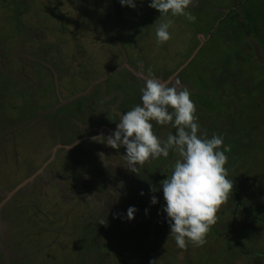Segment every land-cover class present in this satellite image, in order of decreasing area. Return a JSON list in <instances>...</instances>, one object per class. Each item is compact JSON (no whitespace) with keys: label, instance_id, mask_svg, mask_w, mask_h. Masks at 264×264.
I'll return each mask as SVG.
<instances>
[{"label":"rangeland","instance_id":"rangeland-1","mask_svg":"<svg viewBox=\"0 0 264 264\" xmlns=\"http://www.w3.org/2000/svg\"><path fill=\"white\" fill-rule=\"evenodd\" d=\"M135 3L0 0V264H264V0H192L195 19L170 17L159 44L161 14ZM149 70L187 88L200 131L231 149L233 189L202 246H176L162 190L106 192L99 206L69 187L104 186L112 168L91 138L141 103Z\"/></svg>","mask_w":264,"mask_h":264},{"label":"clouds","instance_id":"clouds-1","mask_svg":"<svg viewBox=\"0 0 264 264\" xmlns=\"http://www.w3.org/2000/svg\"><path fill=\"white\" fill-rule=\"evenodd\" d=\"M192 0H149V7L161 15L154 24L157 43L171 38L170 17L184 16L189 21L195 18L187 9ZM122 6L136 7L135 0H120ZM141 103L124 112L116 129L107 136L106 144L114 149H125L129 169L138 173L145 161L158 157H177L170 164V174L160 182L170 228V237L176 246L183 249L188 244L202 246L210 226L215 223L216 214L230 196L233 182L226 164L230 146L224 144L222 135L210 138L200 131L196 106L187 88L170 86L152 75L149 70L144 86L140 88ZM170 124L175 133H169L166 140L157 136L154 124ZM104 136L91 139L103 142ZM150 191H157L150 186ZM143 195V192H141ZM153 205L158 203L151 196ZM137 209L130 206L127 218L134 219ZM101 223L105 221L99 220ZM150 264H156L155 261Z\"/></svg>","mask_w":264,"mask_h":264},{"label":"flooded vegetation","instance_id":"flooded-vegetation-1","mask_svg":"<svg viewBox=\"0 0 264 264\" xmlns=\"http://www.w3.org/2000/svg\"><path fill=\"white\" fill-rule=\"evenodd\" d=\"M9 1H12V0H8V2ZM14 3L16 4L17 0H14ZM21 5L22 4H20L19 6H21ZM64 102L65 101H63V103ZM153 124H154V130H155V132H156L158 137H159V133L160 132H163V131L166 130L165 129V125H167V126L170 125V124L156 125L155 123H153ZM170 130L172 131L173 134L175 133V129L171 128ZM101 135L104 136V133H102V132L98 133L97 132V134L94 135V136H101ZM107 136L108 135H105V138H103L104 142H97V141L96 142H97V145H99V147H100V150H99L98 153L100 155H103L104 158L106 156L107 167L110 165V168H112V174H111L110 171H109V173L107 172V177L104 179V181H103L102 178H95L97 183H104V186L101 189L99 188V185L95 184L94 186H92L94 179H88V181L85 180L84 182L81 181V183L78 182L77 184H71L69 187L71 188V186H73L72 187L73 188L72 192L74 191L73 193H75L76 195H78V193H80L83 197L90 195L91 198H92V201H91L92 203L96 202L98 200V198H100L99 206H101V199H102L101 196H104V193H106V192H108L111 195L113 194L115 196V198H117L115 191L119 190L120 193H121L123 191L122 189H124V188L125 189L126 188L135 189V187H136L138 190L147 189V194L152 192V191H150V186L157 189V191H155V192H158V190H162L160 188V182L162 180L166 179L167 175L170 174L169 167H170V164L175 159L171 153H170V155L168 157V159H169L168 166L165 169H163V170H160L158 172L152 173L148 169V166H147L150 161H153V160L150 159L148 161H145L144 164L142 166H140V171L138 173L132 172L129 169L130 166H129L128 162L125 165H121L119 152L122 153L123 151H120L119 149H114L111 146L106 144V142H107V138L106 137ZM91 141H93V140H91ZM124 155H125V151H124V154L122 155V158H124ZM119 175H120V178H119ZM125 176H126V178H125ZM151 176H154L153 178H154L155 181H154L153 184H148L149 179H147V178L151 177ZM52 179H54L53 171H51L49 173V175H48V182L49 181L51 182ZM136 184H138V185H136ZM107 187H109V188H107ZM111 188L112 189L114 188V189L111 190ZM68 193L70 194L71 192L68 191ZM94 194H96L97 197H95ZM122 194H123V192H122ZM92 196L94 197V200H93ZM120 198L121 197L119 196V200H117L116 203H115V204H117L119 202L117 204V206H120V203H121ZM126 199L128 200L129 203H132V204L134 203V201L131 200V196H129V195L126 196ZM124 203H125V201H124ZM113 208H115V205H113ZM114 223H115V219L110 222V224H114Z\"/></svg>","mask_w":264,"mask_h":264},{"label":"trees","instance_id":"trees-1","mask_svg":"<svg viewBox=\"0 0 264 264\" xmlns=\"http://www.w3.org/2000/svg\"><path fill=\"white\" fill-rule=\"evenodd\" d=\"M241 201H239V199H238V203H240Z\"/></svg>","mask_w":264,"mask_h":264}]
</instances>
